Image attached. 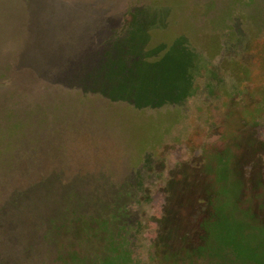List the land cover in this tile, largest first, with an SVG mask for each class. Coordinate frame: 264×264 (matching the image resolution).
Wrapping results in <instances>:
<instances>
[{
  "label": "rangeland",
  "instance_id": "rangeland-1",
  "mask_svg": "<svg viewBox=\"0 0 264 264\" xmlns=\"http://www.w3.org/2000/svg\"><path fill=\"white\" fill-rule=\"evenodd\" d=\"M0 264H264V0H49V67H0Z\"/></svg>",
  "mask_w": 264,
  "mask_h": 264
},
{
  "label": "crops",
  "instance_id": "crops-1",
  "mask_svg": "<svg viewBox=\"0 0 264 264\" xmlns=\"http://www.w3.org/2000/svg\"><path fill=\"white\" fill-rule=\"evenodd\" d=\"M39 66L49 67V0H0V67Z\"/></svg>",
  "mask_w": 264,
  "mask_h": 264
}]
</instances>
